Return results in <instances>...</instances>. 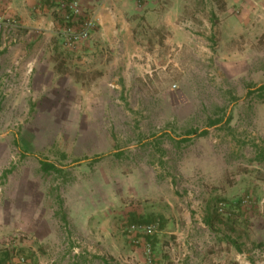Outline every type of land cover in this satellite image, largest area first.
<instances>
[{"label":"rangeland","instance_id":"rangeland-1","mask_svg":"<svg viewBox=\"0 0 264 264\" xmlns=\"http://www.w3.org/2000/svg\"><path fill=\"white\" fill-rule=\"evenodd\" d=\"M60 5L0 17V264H264V0Z\"/></svg>","mask_w":264,"mask_h":264},{"label":"crops","instance_id":"crops-1","mask_svg":"<svg viewBox=\"0 0 264 264\" xmlns=\"http://www.w3.org/2000/svg\"><path fill=\"white\" fill-rule=\"evenodd\" d=\"M47 0H0V17L1 16H17L18 20L22 24L21 26L23 28H31L30 26H37L40 23V21H36L35 19H31L29 17L28 11L30 10V7H34L36 4H40L42 6V3ZM70 0H58V2L61 4L58 6V11H63V8H65V3H67ZM52 2V1H51ZM89 0H83V6H88ZM63 4V5H62ZM62 13V12H61ZM101 13V12H100ZM99 24H102L104 22V15L101 13L98 15ZM78 25H76L77 27ZM35 28V27H32ZM2 33L0 32V50H4L6 44L2 43ZM4 39V38H3ZM104 40L111 41V39L108 37H104Z\"/></svg>","mask_w":264,"mask_h":264},{"label":"built area","instance_id":"built-area-1","mask_svg":"<svg viewBox=\"0 0 264 264\" xmlns=\"http://www.w3.org/2000/svg\"><path fill=\"white\" fill-rule=\"evenodd\" d=\"M65 8H67V14L65 15V19L68 22H74L76 19L81 18V24L82 28L79 33H75L72 31V29L68 30V35L71 39H81L86 38L89 34V32L92 30L93 26L95 25V17L92 16H86L83 12L82 8V0H70L67 3H65ZM0 27L4 28H13L14 24L11 22L4 23L0 19ZM145 231L147 233H152L154 231L153 227L145 228ZM19 264H26V259L24 257H20Z\"/></svg>","mask_w":264,"mask_h":264},{"label":"trees","instance_id":"trees-1","mask_svg":"<svg viewBox=\"0 0 264 264\" xmlns=\"http://www.w3.org/2000/svg\"><path fill=\"white\" fill-rule=\"evenodd\" d=\"M82 21V19H81ZM256 93L259 97L261 98H264V83L258 85L255 87V89H252V88H249L248 91H247V95L250 96L252 94ZM229 122V119H215L213 121L214 124H219L221 123L222 125H225ZM190 134H199L200 136H203L205 134H207V130H204V131H201L200 133L198 131H189L187 132L186 134V138L184 139V141H188V136ZM40 163H41V166H42V170L45 172V173H50L51 171H61V169L56 165V163L54 161H50L49 159H46V158H42L40 160Z\"/></svg>","mask_w":264,"mask_h":264}]
</instances>
